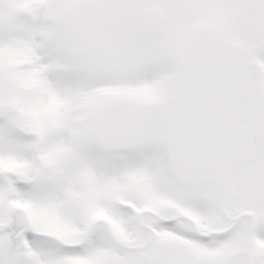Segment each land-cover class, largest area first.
Instances as JSON below:
<instances>
[{
	"label": "snow or ice",
	"instance_id": "obj_1",
	"mask_svg": "<svg viewBox=\"0 0 264 264\" xmlns=\"http://www.w3.org/2000/svg\"><path fill=\"white\" fill-rule=\"evenodd\" d=\"M0 264H264V0H0Z\"/></svg>",
	"mask_w": 264,
	"mask_h": 264
}]
</instances>
